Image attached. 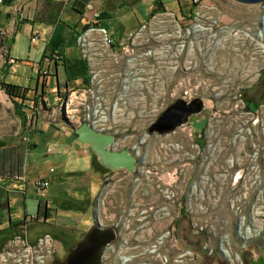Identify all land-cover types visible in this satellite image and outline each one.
I'll return each instance as SVG.
<instances>
[{
	"label": "built area",
	"instance_id": "obj_1",
	"mask_svg": "<svg viewBox=\"0 0 264 264\" xmlns=\"http://www.w3.org/2000/svg\"><path fill=\"white\" fill-rule=\"evenodd\" d=\"M190 3L189 15L175 14L162 7L158 8L155 14H151V17L155 18L157 15L160 22L166 21L164 20L165 15L172 18L174 28L170 30L171 32L168 30L165 32L168 36H173L172 40L176 41L178 37L181 40L176 45V50L172 52V55L177 58L180 50L186 45L185 56H189L190 61H193L191 53L200 50L198 46L199 38L202 40L204 34L208 37H214L216 31L212 32L211 29H213V25L217 24V21L210 18L209 9L215 8L210 0H191ZM249 4L256 5L259 10H262L258 29L256 28L251 35L249 32L246 33L248 46L250 44L252 46H249L248 50L244 52H239L235 48L230 51V49H222V46H224L222 43L210 38L208 43L213 46L211 47L213 51L208 50L209 52L200 55V65L206 66V69L209 67L208 69L212 70L208 72L209 74L214 78L215 76L222 78V82L228 84L226 90L220 91L224 94L223 97L228 100L241 101L243 105H241L240 111L247 113L253 121H259L264 117L263 108L259 109L260 113L251 111L244 105V101L238 97L239 91L254 84L264 71V0ZM95 16L97 15L95 14ZM150 25L151 19L141 22L137 26V31L131 35L130 39L128 38L129 42L125 43L113 40L114 38L104 25L101 26L95 21L88 24L75 37L79 48L78 52H80L86 63L87 84L67 93L66 97L58 102V109L67 120L74 122V125L86 123L88 126L102 132L113 134V142L108 144L107 147L114 150L126 148L135 157V166L132 170L124 167L110 170L111 173L105 176L101 187L94 196V221L100 226H111L115 230L114 239L106 244L99 264H105L107 254L112 252L115 247L128 244L127 232L140 231L136 234L139 236L143 235L145 230L154 227L162 228L164 231L153 240L146 237L139 239L134 236L132 242H135V246H137L149 241L150 252H156L155 256L167 258L166 254L162 255L159 248L165 245L168 239L172 238L171 230L175 225V218L178 213L183 214L184 212L199 215L198 218L192 221L194 227L198 231L206 232L208 236L216 238L213 245L204 242L202 251L208 255L216 254L223 264H247L240 254L247 247L248 241L261 235V230L255 224L256 220L250 218L251 220L246 223L243 217H240L231 224L233 231L229 232L228 229L223 228L227 226L226 220L222 219L220 224H217L215 218L209 219L211 216L208 214L214 209L215 200L212 202L209 195L204 196L202 187L208 181L206 175H204L207 174L206 169L204 168L203 172L195 171L197 167L201 169L205 161H212L213 153L210 150L212 151L218 147V150L221 151L220 137H215L216 132L211 126L212 123L207 121L205 129L200 133L193 132L184 120H181L177 126L169 131H149L152 123H155L166 107L179 103L189 106L194 101L201 100L202 94L199 96V92L195 91L193 86H180V88H172L169 91L157 89L156 92L154 91L150 95L152 106L149 113L144 116L148 121H143L140 128L144 136L148 137L151 132L160 141L151 144L150 140L147 141V137L146 140L142 139L138 142L129 139L133 135L131 132L134 130V125L132 124V126L129 123L128 118L133 117V115H129L127 112L128 105L131 104V99L135 96L145 97L140 85L134 84H139L141 81L139 77L133 79L134 69L137 68L136 66L140 61H136L135 57L132 56L134 54H131L130 47L132 48V42L136 38H142L146 34ZM230 27L220 25L218 28L223 30ZM234 32L238 33L236 30ZM156 36V38H160L161 34ZM31 39L36 40L37 35H32ZM223 40L226 39L223 38ZM156 52V49L154 51L148 50L146 54L154 58ZM225 60L228 64L229 60L231 61V66L227 69L229 71L227 77L222 75V71L217 69L216 66L218 62L223 65ZM194 63L196 66L197 62ZM177 66L176 64L172 67ZM210 66L215 67V69H211ZM130 74H132V78L128 80ZM155 75V81L158 85H161L165 80L164 77L160 72ZM116 80L118 81L116 82ZM133 87L136 89L135 91ZM27 102L24 116L28 124L31 125L35 118V107L38 103L44 102V99L40 96L37 101ZM52 112L50 116L54 120V109ZM245 127L247 131L251 130L249 125H245ZM178 135H184V137L179 138ZM148 149L151 150L150 154ZM181 154H184V156H181ZM199 154L200 158L197 157ZM196 162L198 163L196 164ZM149 169L155 171V179L153 185H144V183L151 181V176L148 173ZM240 173L238 171L234 175V179L240 178ZM214 177L216 178L215 175ZM129 182H133L132 187L131 185H124V183L128 184ZM47 184L48 182L45 179L33 181V186L37 190ZM123 187L130 190L127 191L128 196L126 197L129 201L128 206L122 207L116 215H107L104 211L105 202L111 203V193L115 188L123 189ZM146 189L153 190L154 193L149 195ZM136 191L137 194H135ZM237 209H239L238 206ZM34 217L36 216L33 214L29 219L31 220ZM201 217L206 218V220L201 222ZM22 223V231L16 232L12 240L4 245L3 250L0 251V257L7 254L12 256L17 252L19 256L13 258L15 260L14 264H65L51 259L58 247V242L52 235L48 232L42 233L33 245H29L24 234L27 226L26 221ZM232 233L236 238L234 243L231 242L230 238ZM146 234L149 236L150 232L147 231ZM20 245H22V249H20ZM195 252L191 248H186L178 252L174 260L181 264H198Z\"/></svg>",
	"mask_w": 264,
	"mask_h": 264
},
{
	"label": "rangeland",
	"instance_id": "obj_2",
	"mask_svg": "<svg viewBox=\"0 0 264 264\" xmlns=\"http://www.w3.org/2000/svg\"><path fill=\"white\" fill-rule=\"evenodd\" d=\"M210 1L215 5V8L209 9V11L211 15L210 18L216 19L217 21V24L213 25V29H211L212 32L216 31V34H214V37H208L206 36V34H204L205 36L202 40L201 38H199L198 46L200 47V50H196L195 52L191 53L193 61H190L189 56H185L186 45L182 50H180L177 58L175 57V55H172V52L176 50V45H178L179 41L181 40L180 37H178V40L174 41V39L172 40L173 36H168V34L166 33V30L170 31L174 28L173 20L171 17L165 15L164 20L166 21L160 22L157 15L155 18L151 17V14L156 13L157 9H155L145 19H151L150 27H148L146 34H144L142 38H136L134 42H132V48L130 47L131 54H134L132 56L135 57L136 61H140L136 66L137 68L134 69L135 74L133 76V79H137V77H139L141 78L139 79L141 81L139 82V84H134L140 85V88L143 90V94H145V97H142L141 95L135 96L133 99H131V104L128 105L127 112L129 113V115H133V117L128 118L130 120L129 123L131 125H134H132L134 127V130L133 132H131L133 135L129 139L130 141L133 140L134 142H138V140L142 139L146 140L147 136H144L140 125L143 121H148L144 118V116L149 113V109H151L152 106V104H150V95L154 91L156 92L157 89L162 91H169L172 88H180V86H193V89L199 92V96L200 94H202L201 100L194 101V103L191 104L192 106H194V110L187 113L182 120L187 122L192 131L195 133H200L203 129H205L206 122L209 121L210 123H212L211 126L217 133V135L215 133V137H220L219 140L221 141V151L218 150V147L212 150L213 152L210 150V152L213 153L212 161H205V164H203V167L201 169H198V167L197 169H195V171L199 170V172H203L204 168L206 169L207 174L204 175H206L205 177L208 179V181L205 183V186L202 187L204 190V196L207 197V195H209V199H211L210 201L212 202H214L215 200L214 209H212V212L208 214L209 216H211L209 219L212 220L215 218V222L217 224H220V221L222 219L226 220L227 226L223 228H226V230L228 229L229 232L233 231V226L231 224L234 221H237V219H239L240 217H243L246 223L251 219H255V224H257L258 229L261 230V235H259V237L257 236V238H255L254 240L252 239L251 241H248L247 247L242 250L240 255L243 257V259H245L247 264H264V117L263 119H259V121H253L247 113L240 111L241 105H243L241 101H233V99L228 100L223 97L224 94L220 92L221 90H226L228 84L226 82H222V78L216 76L214 78L211 74H209L208 72L212 70L208 69V64L207 69L206 66L202 64L200 65V55L204 54L205 52L213 51L211 48L213 46H210V44L208 43L210 42V38H214L215 41H219L220 43H222V45H224L222 46V49H230V51H232L235 48V50L239 52L248 50V47H251L252 45L250 44L248 46L246 33L249 32V34L251 35L252 33H254L253 31H255V29L260 26L261 20L259 18L262 10H259L258 6L256 5L239 3L234 0ZM190 2L191 0H189L188 2V11L184 13L179 12L175 8H171V6L164 8L166 10H169L170 12H174L175 14L189 15V11L191 9ZM220 25H222V27L223 25H225L226 27H231L224 28L222 30L218 28ZM5 28L6 27L4 24H0V69L3 63L2 61L5 57L1 42L5 37L3 36L6 31ZM135 28L136 29L126 38L113 40H115L116 42H129L131 35L138 29L137 26ZM234 30H236L238 33L236 34ZM158 34H161L160 38H156V35ZM222 36L226 40H223ZM156 39L158 40L156 41ZM26 42V37L22 36L15 48L16 55L23 52V50L26 48ZM142 43L144 46L142 45ZM154 49H156L157 52L154 53L155 57L151 58V55L149 56L148 54H146V51H154ZM195 61L197 62L196 66L194 63ZM230 63V60L229 64L225 60L223 65H221L219 62L216 64L217 69L221 70V74L225 75L226 77L229 73L227 69L231 66ZM176 64L178 65L177 67H172ZM210 67L211 69H215V67ZM157 72H160L165 79L163 80L161 85H158V83L155 81V74ZM22 74L25 75L24 73ZM131 78L132 74H130L128 80H130ZM117 81L118 80H116V82ZM133 89L134 91L136 90L134 87ZM71 91L72 90H70L69 92ZM19 92L20 91L18 90L15 91V93L17 94H20ZM66 95L64 97H66ZM40 96L38 95V98ZM41 97L44 99L43 95ZM238 97L244 101V105H246L251 111L260 113L259 109L263 108L262 112H264V71H262V74L254 84L249 87L242 88L241 91H239ZM62 98H60L58 102H60ZM10 100L11 99L9 95L2 88H0V134L7 131H14V127H16L17 125L16 119L13 115V102H11ZM58 102H52L53 106H51L49 109L51 111H47L46 116L52 118V116L50 115L51 113H53L52 110L54 109V122L61 120V122L74 125V122H70L65 117H63L64 114L61 113V111L58 109ZM27 103L28 102L26 101L25 105ZM38 105L41 106L42 110H46L44 102H42L41 104L38 103ZM202 106L203 108H201ZM24 111L26 114V108H24ZM80 124L82 123H78L77 125ZM244 124L246 126L249 125L251 130L247 131ZM150 128L149 131L151 132H160L157 130L152 131ZM151 132L147 137V141L150 140L151 144H155L156 141H160L158 140V137L155 138ZM182 137H184V135L179 136V138ZM23 139L27 138L23 137ZM183 145L185 144L183 143ZM148 153H151L150 149H148ZM181 156H184V154H181ZM197 157L200 158V154ZM197 163L198 162H196V164ZM238 171L241 172L239 175L240 178L234 179V175ZM154 172L155 171H153L152 169H149L148 173L151 176V181L146 183L143 182L144 185H153V180L155 179ZM109 173H111L110 170H108L107 173H105V175L102 177L101 183H103L105 176ZM214 175L216 176V178L214 177ZM37 179L42 180L45 178L41 177L34 180ZM34 180H31L32 185ZM45 180H47V182L49 181L48 179ZM129 183H124V185H131L133 182ZM100 184L97 183L98 186ZM48 186L49 182L46 186H43V188H46ZM92 190L94 191L92 199L84 205V207L86 208L85 217L89 220L88 226L91 225V222L94 221V196H96L98 192H96V187ZM128 190V188L124 187L123 189H114V191L111 193V197L109 196L111 199V203L105 202L104 211L107 215H116L118 214V210H121L124 206H128L127 203L129 201L126 198L128 196ZM146 191L149 193V195L154 193V191L150 189H146ZM137 193L138 192L136 191L135 194ZM130 194H132V192H130ZM237 206L239 207V209H237ZM30 216L28 217V219L30 218ZM198 217L199 215L192 212H184L183 214L178 213V216L175 218V225H173V228L171 230L172 238L168 239L166 244L159 248L162 255L166 254L167 258H165L164 256H155L156 252H150V245L148 244L149 241L135 246L136 243H133L132 239L134 236H137V232L140 231H129L126 233V235L128 236V244H123L115 247L112 252H109L107 254V258L104 263L181 264L180 262L175 261L174 257L178 254V252H181L186 248H191L196 251L195 254L198 264H212L215 258L218 260V264H223L222 260L218 258L216 254L208 255L204 251H202V245L204 244V242H208L209 245H213L215 244L216 238L210 237L206 232L198 231L194 227L192 221ZM34 218H37V216ZM200 220L201 222H203L206 220V218H202ZM197 221H199V219H197ZM147 231L150 232L149 236L148 234H146ZM163 231L164 230L162 228L159 229L158 227H154L150 230H145L143 235H139L137 236V238L144 239V237H146L149 240H153L158 234ZM26 233L27 226L24 234L26 235V242L29 245H33L36 242V239L40 235H42L41 233L35 238L34 241H30ZM48 233L52 235V233ZM181 233H183L189 239L198 238V245L192 247L185 244L184 241L181 240ZM233 234L234 233L230 234L231 237H229L232 240L231 242L234 243L236 241V238ZM15 235L16 234H14L2 245L0 251L3 250L4 245L12 240ZM52 236L58 242V247L56 248L57 250L52 255L51 259L52 261L55 260L57 262L65 263L64 260L67 255L68 247H73L76 243L71 246H64L63 244L61 246L60 242L55 238V236ZM20 249H22V245H20ZM253 253H256V261L251 260V255ZM7 255H3L2 257H0V264H14L15 260H13V258H17L19 256L17 252L12 256L10 254Z\"/></svg>",
	"mask_w": 264,
	"mask_h": 264
},
{
	"label": "crops",
	"instance_id": "obj_3",
	"mask_svg": "<svg viewBox=\"0 0 264 264\" xmlns=\"http://www.w3.org/2000/svg\"><path fill=\"white\" fill-rule=\"evenodd\" d=\"M188 2L1 0L0 24L5 25L6 34L0 80L19 87L24 98L14 99L17 103L37 101L43 95L46 110L37 104L31 125L13 113L15 130L0 134V248L24 221L30 241L50 232L61 246L74 245L88 227L84 205L92 199V189L96 187L97 192L102 177L112 170L100 163L88 142L78 138L72 130L78 125L46 116L52 102L87 84L77 34L95 21L114 39H124L155 9L171 6L184 13ZM32 35L37 39L33 41ZM22 36L26 48L17 56L15 48ZM41 177L49 180V186L37 190L31 180ZM33 214L37 218L28 219Z\"/></svg>",
	"mask_w": 264,
	"mask_h": 264
},
{
	"label": "water",
	"instance_id": "obj_4",
	"mask_svg": "<svg viewBox=\"0 0 264 264\" xmlns=\"http://www.w3.org/2000/svg\"><path fill=\"white\" fill-rule=\"evenodd\" d=\"M239 3H257L263 0H234ZM194 106L185 104H174L166 107L156 122L152 124L151 130L160 132L168 131L180 123L184 116L192 112ZM61 121V120H60ZM57 121V122H60ZM78 134L81 141L88 142L92 150L99 157L100 163L111 169L121 167L132 170L135 166V157L126 148L118 150L108 148V144L113 142V134L105 133L94 127L82 123L72 129ZM115 230L111 226H100L95 221L91 222L81 238L73 247H68L67 255L64 260L66 264H99L101 261L106 244L114 239ZM185 244L192 247L198 245V238L189 239L181 233ZM212 264H218L215 258Z\"/></svg>",
	"mask_w": 264,
	"mask_h": 264
},
{
	"label": "trees",
	"instance_id": "obj_5",
	"mask_svg": "<svg viewBox=\"0 0 264 264\" xmlns=\"http://www.w3.org/2000/svg\"><path fill=\"white\" fill-rule=\"evenodd\" d=\"M1 32V31H0ZM5 34H6V31H5ZM4 34V35H5ZM3 35V36H4ZM2 46L4 45V39H2ZM57 58H58V56H57ZM0 88H2L8 95H9V97H10V101L11 102H13V113H14V115L15 116H17L20 120H21V122L24 120V118H25V116H24V110H23V108H25L26 106H25V104H23L21 101H23V100H21L20 101V103H17V102H15V100H14V98H20V99H23L24 97H23V95H21V94H17V93H15V91L17 90V88H19L18 86H15V85H9V84H7V83H3V82H1L0 83ZM22 225H23V223H20L19 225H18V227H19V230H18V232H21L22 231Z\"/></svg>",
	"mask_w": 264,
	"mask_h": 264
},
{
	"label": "flooded vegetation",
	"instance_id": "obj_6",
	"mask_svg": "<svg viewBox=\"0 0 264 264\" xmlns=\"http://www.w3.org/2000/svg\"><path fill=\"white\" fill-rule=\"evenodd\" d=\"M111 169V168H110Z\"/></svg>",
	"mask_w": 264,
	"mask_h": 264
}]
</instances>
